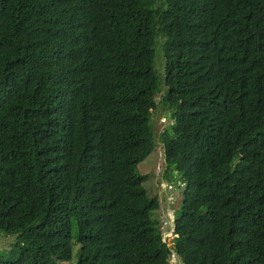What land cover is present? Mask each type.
Returning <instances> with one entry per match:
<instances>
[{
    "label": "trees",
    "instance_id": "obj_1",
    "mask_svg": "<svg viewBox=\"0 0 264 264\" xmlns=\"http://www.w3.org/2000/svg\"><path fill=\"white\" fill-rule=\"evenodd\" d=\"M0 231V264H264V0H0Z\"/></svg>",
    "mask_w": 264,
    "mask_h": 264
},
{
    "label": "rangeland",
    "instance_id": "obj_2",
    "mask_svg": "<svg viewBox=\"0 0 264 264\" xmlns=\"http://www.w3.org/2000/svg\"><path fill=\"white\" fill-rule=\"evenodd\" d=\"M158 112V111H157ZM154 113L153 116V128H154V133L158 132L161 130L164 125L168 124L170 121L168 111L167 110H162L160 113ZM163 169V164H162V149H161V144L159 141L156 142L155 147L150 150L140 161L137 162V171L140 173L146 174L145 180H143V185L146 189V192L149 195H156L158 197L160 207L161 209L163 208L165 203L175 202L178 201L179 199V190L177 189V193H175V197L170 200L169 197L168 200H166L165 197V192H164V187L162 183H160V178H162L161 171ZM171 184L176 185V182L174 181V178L172 177ZM165 185V184H164ZM172 211L174 213L175 210L178 208V203L175 202L171 204ZM161 213L157 212L156 218L160 219ZM162 215L164 218H166V215ZM161 220H158V225H161ZM163 229V228H162ZM14 233H5L0 231V251L4 252L7 250L10 242L13 240ZM163 238L166 241H169V236H167L165 233L163 234ZM166 264H180L176 257L172 255L171 257H168V261Z\"/></svg>",
    "mask_w": 264,
    "mask_h": 264
},
{
    "label": "built area",
    "instance_id": "obj_3",
    "mask_svg": "<svg viewBox=\"0 0 264 264\" xmlns=\"http://www.w3.org/2000/svg\"><path fill=\"white\" fill-rule=\"evenodd\" d=\"M160 183H162V185L164 187V192H165V198H166V200H168L169 197H172V198H170V200H172L175 197V194H174V191H173L174 190V185H172L171 182H168L166 180L165 181L164 180H160ZM170 203H171V201H169L168 204H170ZM165 215H166V218H163L161 222H162V224L168 225V228L161 230L162 239L163 240H165L163 238V234L164 233L167 236H169V238L173 235L172 227L170 226V223H169L171 221V219H172V214H171V211H170L169 208L166 209ZM167 243H170V242L167 241ZM172 255H174V257H176L175 253L172 252V251L169 253V256L168 257H171ZM176 259H177V257H176Z\"/></svg>",
    "mask_w": 264,
    "mask_h": 264
},
{
    "label": "clouds",
    "instance_id": "obj_4",
    "mask_svg": "<svg viewBox=\"0 0 264 264\" xmlns=\"http://www.w3.org/2000/svg\"><path fill=\"white\" fill-rule=\"evenodd\" d=\"M161 180H166V181H168V182H172L171 180H167V179H163V178H160ZM174 181L176 182V184H177V180L176 179H174ZM174 185V184H173ZM174 194L175 193H177V189H176V185H174ZM165 198V197H164ZM166 199V198H165ZM175 202H177V201H175ZM175 202H171L170 204H168V203H165L164 204V206H163V208L161 209V207L159 208V212L161 213V215L159 216L160 217V220L162 221V219L164 218V216L162 215V211H163V214H165V212H166V209L167 208H169L170 209V211H171V214H172V219H171V221L169 222L170 223V226L172 227V232H173V215H174V213H173V211H172V208H171V204H173V203H175ZM162 223V222H161ZM162 226H160L161 227V229L163 228V229H166V228H168V225H166V224H161ZM175 235V233L173 232V235L169 238V242L171 241V238L173 237ZM163 240V239H162Z\"/></svg>",
    "mask_w": 264,
    "mask_h": 264
}]
</instances>
